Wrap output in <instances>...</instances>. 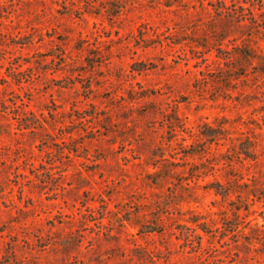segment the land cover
Masks as SVG:
<instances>
[{"label":"rangeland","instance_id":"obj_1","mask_svg":"<svg viewBox=\"0 0 264 264\" xmlns=\"http://www.w3.org/2000/svg\"><path fill=\"white\" fill-rule=\"evenodd\" d=\"M0 264H264V0H0Z\"/></svg>","mask_w":264,"mask_h":264},{"label":"trees","instance_id":"obj_2","mask_svg":"<svg viewBox=\"0 0 264 264\" xmlns=\"http://www.w3.org/2000/svg\"><path fill=\"white\" fill-rule=\"evenodd\" d=\"M220 186V185H219ZM216 189L218 190V187H216ZM229 191L225 190L224 192H221V194L226 197L228 195ZM200 226V225H199ZM197 234V233H196Z\"/></svg>","mask_w":264,"mask_h":264}]
</instances>
